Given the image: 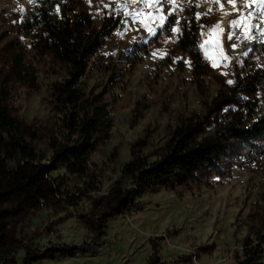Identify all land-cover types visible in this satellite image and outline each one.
I'll return each instance as SVG.
<instances>
[{"label":"rangeland","instance_id":"1","mask_svg":"<svg viewBox=\"0 0 264 264\" xmlns=\"http://www.w3.org/2000/svg\"><path fill=\"white\" fill-rule=\"evenodd\" d=\"M62 1L68 15L84 10L96 27L118 23L102 37L81 81L87 95H102L112 127L95 145L85 174L71 173L63 164L51 169L63 199L56 196L31 209L0 205V213L13 210L0 220L5 225L0 264H24L27 254L42 257L34 264H149L154 245L165 264H238L245 238L264 231V155L245 158L230 177L214 176L209 185L154 188L111 216L106 196L117 182L133 185L126 166L156 160L183 120L205 115L220 90H230L252 67H264V12L258 0H235V5L229 0ZM37 4L0 0V90L9 92L12 116L50 164V138L74 136L64 106L52 94L67 66L21 29ZM185 23L199 28L201 62L179 47ZM15 48L36 72L34 86L13 75ZM212 131L213 126L207 129ZM70 195L79 196L73 205ZM81 215L102 232L90 233ZM89 243L73 255H48Z\"/></svg>","mask_w":264,"mask_h":264},{"label":"trees","instance_id":"2","mask_svg":"<svg viewBox=\"0 0 264 264\" xmlns=\"http://www.w3.org/2000/svg\"><path fill=\"white\" fill-rule=\"evenodd\" d=\"M117 22L105 21L93 25L87 12L67 14L62 0H38L37 6L26 14L21 25L39 48L50 50L54 57L66 64L67 76L52 86L53 97L64 106L65 123L72 130L66 141L57 135L50 138L51 163H45L26 139L27 131L12 116L8 103L9 92L0 90V205L10 203L19 208H36L48 203L58 189L49 176L57 164H63L75 174H85L91 152L98 140L112 127L102 95H87L81 85L90 59L98 52L103 36H108ZM179 47L190 52L192 58L202 61L197 24L185 23L179 34ZM207 66L206 62H203ZM11 70L20 81L34 86L37 75L27 65L18 48L11 54ZM213 126V131L207 129ZM264 155V67H252L228 91L220 90L205 115L183 120L173 131L163 152L153 162L134 161L126 166L133 185L123 188L119 182L109 190L106 199L111 213L118 214L129 207L140 195L157 187L175 189L180 186L211 184L214 176L230 177L234 167L245 158ZM71 196L68 201L74 204ZM72 200V201H71ZM117 205V206H116ZM116 206V207H114ZM8 209L1 210L0 220ZM90 233L99 234L103 227L88 216H82ZM5 225L0 223V240ZM92 244L62 247L56 256L73 255ZM155 245L149 264H165L159 259ZM42 257L27 254L24 264H34ZM238 264H264V231L247 237Z\"/></svg>","mask_w":264,"mask_h":264},{"label":"snow or ice","instance_id":"3","mask_svg":"<svg viewBox=\"0 0 264 264\" xmlns=\"http://www.w3.org/2000/svg\"><path fill=\"white\" fill-rule=\"evenodd\" d=\"M34 2H35V0H30V3H34ZM156 2H157V3H161L162 0H156ZM229 2L232 3L233 5H235V0H229ZM258 2H259V5L261 6V11L264 12V0H258ZM171 3L175 4V3H176V0H171ZM106 7H107V5H106ZM20 11L23 12L24 9L21 7V8H20ZM164 19H166V17H161V20H162V21H163ZM239 22H240V21H239L238 19H237V20H233V21H231V23H232L233 25L239 24ZM216 27L219 28L220 26L217 25ZM175 30H176L177 32L180 31L179 29H175ZM229 39H231V36H229ZM213 66H215V64H214ZM228 83L231 84L232 81H228Z\"/></svg>","mask_w":264,"mask_h":264}]
</instances>
